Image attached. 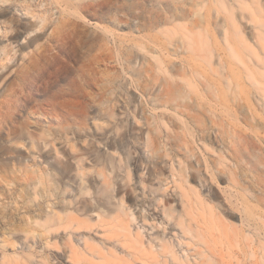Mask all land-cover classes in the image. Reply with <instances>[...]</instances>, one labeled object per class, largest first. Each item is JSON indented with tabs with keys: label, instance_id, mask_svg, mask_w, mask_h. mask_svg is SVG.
I'll return each mask as SVG.
<instances>
[{
	"label": "bare ground",
	"instance_id": "1",
	"mask_svg": "<svg viewBox=\"0 0 264 264\" xmlns=\"http://www.w3.org/2000/svg\"><path fill=\"white\" fill-rule=\"evenodd\" d=\"M153 1L157 4V12L154 11L155 15L144 12L146 16L143 17L142 26H147L146 29L149 26L151 30L157 28V33H153L155 36L149 35L148 40L145 38L147 42L143 40L141 45L133 42V39L130 41V37L122 41L126 44V49L129 50L132 46L128 47L129 39L134 47L138 46L140 51L143 50L148 55L150 53L149 56L155 58L153 62L157 64L156 71H161L160 77L157 76L160 82L156 79L159 82L161 107L179 114L188 106L180 105L178 99H192L195 96L203 101V109L213 117H229L235 111L233 107L240 101L246 103L250 116H264L263 0ZM48 2L49 0H0V81H4L0 88V212L7 213V221L2 220H5L3 225L10 231L3 232V235L7 234L8 239H12L14 234L22 233L28 240L41 238L47 246L56 247L58 243H63L67 247L63 252H68L70 260L96 264L85 255L86 249L93 256L102 253L88 244L86 232L99 226L113 233L117 241L126 246L133 260L144 257L140 264H217L205 250L197 253L193 260L181 258L173 242L158 236L150 237L145 243L144 234L130 228L135 217L131 215L132 206L127 204L123 194L117 198L118 204L113 206L112 200L116 197L113 195L115 183L109 181L104 167L97 168L101 164V157L96 146L102 142L96 130H89L85 121V118L99 119L89 112L90 106L83 100L90 93L87 92L90 78L81 74L78 79L72 77L65 85L60 84V80L66 77L72 66V61L84 55L83 49L87 46L85 40L82 37L75 40L69 36L71 27L81 26V21L76 19L77 16L62 21V28L66 30L53 38L52 45H42L35 50L31 49L32 52L29 53L30 48L39 43L43 30L50 22ZM76 8L78 6L71 4L62 10H72L69 13L74 15ZM15 11L25 17L21 22L22 26L9 20ZM105 28H102L104 33L109 30ZM106 34L102 36L106 41L105 45L110 41ZM98 46L101 48L103 45ZM154 47L157 53L155 55L149 51L155 50ZM26 49L29 50L27 60L13 69L17 53L19 57H24L27 55L24 51ZM131 54L132 57L137 55ZM102 56V53H93L88 60L96 62ZM133 58L136 61L137 58ZM177 61L182 65L181 68L171 72L170 65L174 69L176 65L173 67L172 64ZM140 66L139 64V68ZM146 72L149 75V70ZM149 76L152 79L156 75ZM130 80L133 83V79ZM153 81L152 79L150 82ZM130 86L127 85L126 88ZM124 103L126 105L127 102ZM114 106L108 105L99 111L109 117L114 114ZM213 117L210 119L214 120ZM234 128L236 129L235 126ZM239 135L244 134L240 132ZM83 137L85 141H81L84 140ZM245 137L246 134L243 141L247 146L255 148L257 144ZM56 141L70 144L72 155L66 156L56 146ZM77 145H81L80 148ZM20 146L28 150H24L25 153L32 151L31 155H22ZM115 146L118 144L115 143ZM144 147L151 160L150 168L154 177L161 180L165 173L158 166L162 162L158 160L159 147L155 146V138L149 132L145 135ZM12 149L19 151L12 152ZM30 156L29 160L32 162L28 160ZM37 158H41V162ZM71 158L75 164L73 168L70 166ZM107 162L114 166L113 156H109ZM164 164L163 161L161 167ZM91 173L95 180L100 179L97 187L92 186L89 177ZM169 174L171 182L176 185L179 170L174 165V160L169 164ZM127 176H130L129 171ZM180 176L188 183V190L181 194L183 212L176 211L172 206L162 205L163 217L166 221L173 219L175 226L188 239L205 237L209 231L207 219L201 224L191 213L193 198L189 193L194 192L196 187L191 185L186 175ZM168 178L169 175L164 180L167 181ZM139 184L143 189L146 187L143 178ZM156 190L159 191V188ZM89 194H92L90 201L85 198ZM162 196L163 194L157 196L158 202L162 200ZM75 239H83L85 247L81 249ZM2 241H8L6 236ZM185 244L188 246L190 243ZM207 249L213 255L211 249ZM108 254L113 255L110 250Z\"/></svg>",
	"mask_w": 264,
	"mask_h": 264
},
{
	"label": "rangeland",
	"instance_id": "2",
	"mask_svg": "<svg viewBox=\"0 0 264 264\" xmlns=\"http://www.w3.org/2000/svg\"><path fill=\"white\" fill-rule=\"evenodd\" d=\"M51 1L49 0L47 4L50 22L43 30L39 43L32 46L30 50H35L42 45H52L53 38L66 30L62 28V21L75 16L81 21V26L71 27L70 33L73 34L69 36L75 40L82 37L87 46L83 49L84 55L72 61V66L66 77L60 80V84L65 85L72 77L78 79L81 74L90 78V84L87 87V92L90 91V93L86 94L83 100L88 107L90 106L89 112L99 117L97 120L85 118L86 126L91 131L96 130L102 142L96 146V151L101 157V164L97 168L104 167L109 181L115 183L113 195L116 197L112 200L113 206L118 204L117 198L122 194L127 204L132 206L131 215H134L135 220L130 223L131 230H140L144 234L145 243L153 236L173 242L181 258L188 257L193 260L197 253L205 250L217 264H263L264 116H250L247 112L248 106L244 101H240L233 107L235 111L229 117L226 115L213 117L203 109L205 105L203 101L196 99L195 96H192V99L187 97L178 99L180 105L187 104L188 106L186 109L182 107L184 110L181 109L182 113L179 112V114L161 107L158 90L161 71L159 69V72L156 71L157 64L153 62L155 58L152 55L149 56V52H147L148 55L143 50L140 51L138 46L134 47V44L130 42L133 39V42L141 45V42L144 43L143 40L146 41L145 38L148 40L150 36H155L153 33H157V28L151 30L148 26L147 30V26H142L146 13L156 14L155 1ZM71 4L78 6L74 15L69 13L72 10H62V8L70 7ZM9 20L22 26L21 22L25 20V17L20 15L19 11H15ZM100 26L109 29L110 31L106 33L113 32L111 33L113 35L104 33L105 31H102ZM105 34L110 37L106 45V41L102 39ZM129 37L128 47L132 46L128 50L122 40ZM98 44L103 46L100 48ZM154 49H149V51L155 55L157 53L155 47ZM126 50L129 51V56ZM24 51L27 53L24 57H19L17 53L13 69L18 68L27 60L29 50ZM31 52L32 50L29 53ZM131 52L133 55L137 54L133 56L137 58L136 61ZM93 53H102L103 56L96 62H89L88 59ZM177 62L172 64L173 67L176 65L174 69L170 65L171 72H176L177 68H181L182 65L180 63L178 65ZM139 64L142 67L139 68ZM146 70H149V75H156L152 78L153 83L150 82L152 79L147 75ZM130 79H133L134 84ZM3 84L4 81L1 80L0 88ZM126 84L131 86L127 89ZM124 101L127 102L126 105ZM108 105H115L114 114L109 117L106 115V117L99 110ZM211 117L215 121L211 120ZM210 121L214 122L210 123ZM147 132L154 136L155 146L159 147L157 155H160L158 160L162 162L158 163V166L165 173L161 180L154 177L150 168L151 160L144 147ZM240 132L246 134V139L257 144L255 148L247 146L243 141L244 135H239ZM83 139L81 141H85L84 137ZM55 143L66 156L72 155L70 144L61 141ZM115 143L118 146H115ZM77 146L80 148L81 145ZM24 150L23 147L20 149L22 155H31L32 151L25 153L28 150ZM14 151L19 150L12 149V152ZM109 156H113L116 165L112 166L107 162ZM37 160L41 162L42 159L37 158ZM171 160H174V165L179 170L176 185L170 179ZM163 161L165 164L161 167ZM86 165L89 166V164ZM70 166L75 167L72 158ZM127 171L130 172L129 177ZM168 175L169 178L165 181L164 177ZM180 175H186L191 185L196 187L194 192L189 193L193 198L191 213L201 224L204 219H207L209 231L205 237L188 239L183 236L180 228L175 226L173 219L166 221L163 217L162 205L172 206L176 211L183 212L181 194L188 190V183ZM89 177L92 186L97 187L100 179L95 180L93 173ZM7 178L10 179V176ZM142 178L146 186L144 189L139 184ZM158 188L159 191L156 190ZM162 194V200L158 202L157 196ZM85 198L90 201L92 194ZM7 216L5 211L0 212V264H5L6 261L8 264H83L82 261L77 262L68 258V252H63L67 250L63 243H58L56 247L47 246L41 238L28 240L22 233L11 234L13 238L8 239L7 234L3 235V232H10L9 228L3 225L8 219ZM93 216L95 217V214ZM203 227H205L204 224ZM4 236L8 241H2ZM86 236L88 244L93 245L102 253L93 256L87 249L86 252L83 250L85 255L96 264H103L106 260H109L106 264H132L133 262L140 264L144 259V257L141 259L138 257L133 260L126 246L118 242L113 233L99 226H94L92 230L86 232ZM184 242L190 244L187 246ZM75 243L81 249L85 247L83 239H75ZM123 243L126 244L125 241ZM207 247L211 249L213 255ZM109 250L113 255L108 254Z\"/></svg>",
	"mask_w": 264,
	"mask_h": 264
}]
</instances>
